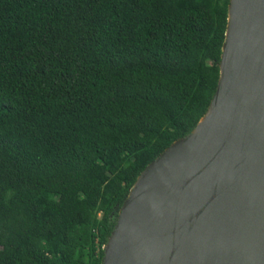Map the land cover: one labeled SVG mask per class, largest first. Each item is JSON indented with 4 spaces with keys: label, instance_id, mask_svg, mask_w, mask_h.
Returning <instances> with one entry per match:
<instances>
[{
    "label": "trees",
    "instance_id": "1",
    "mask_svg": "<svg viewBox=\"0 0 264 264\" xmlns=\"http://www.w3.org/2000/svg\"><path fill=\"white\" fill-rule=\"evenodd\" d=\"M228 1L0 0V264L101 263L210 102Z\"/></svg>",
    "mask_w": 264,
    "mask_h": 264
},
{
    "label": "water",
    "instance_id": "2",
    "mask_svg": "<svg viewBox=\"0 0 264 264\" xmlns=\"http://www.w3.org/2000/svg\"><path fill=\"white\" fill-rule=\"evenodd\" d=\"M225 32L205 110L220 82L216 117L160 187L138 196L179 146L132 188L123 207L132 183L109 234L118 226L115 243L106 259L103 248L100 264H264V0L237 1L221 70Z\"/></svg>",
    "mask_w": 264,
    "mask_h": 264
},
{
    "label": "bare ground",
    "instance_id": "3",
    "mask_svg": "<svg viewBox=\"0 0 264 264\" xmlns=\"http://www.w3.org/2000/svg\"><path fill=\"white\" fill-rule=\"evenodd\" d=\"M238 0H230L229 6H228V25H227V30L225 32L226 38H225V43L223 44V52L221 55V62H220V68L221 70L224 67V59H225V51H226V46H227V39L230 35V31H231V27L233 24V16H234V10H235V6ZM220 82L218 85V88L215 92V94L213 95V99L207 109V111L205 112V114L199 119V121L197 122L195 128L191 131V133L188 136L179 138L175 141H173L167 148L164 149L163 152H161L152 162H150L145 169L142 171L141 174H139L134 183H133V187H131V191L128 194L123 207L126 205L128 198L133 196V189H136V187L141 183L143 177L147 174L150 173V171L152 170V167H154L156 165V163H158L171 149H173L175 146H179V151L177 152V155L175 156V158L173 159V161L168 165V167L162 171L158 177H156L154 180H152L147 186L146 188L138 195V196H142L150 191H153L154 189H157L158 187H160L165 180L171 175V173L175 170V167L178 163V159L181 155V153L206 129V127L214 120V118L216 117V112H217V105L220 99ZM118 227V226H117ZM117 227L112 231L111 235L109 236V239L107 241V243L104 244V249H105V259L107 257V255L109 254L110 250L112 249L114 243H115V239H116V234H117ZM104 259V262H105Z\"/></svg>",
    "mask_w": 264,
    "mask_h": 264
}]
</instances>
